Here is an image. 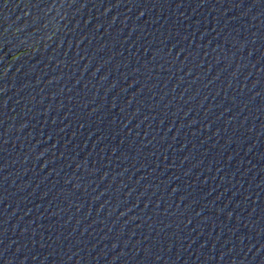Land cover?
<instances>
[{
	"label": "water",
	"instance_id": "water-1",
	"mask_svg": "<svg viewBox=\"0 0 264 264\" xmlns=\"http://www.w3.org/2000/svg\"><path fill=\"white\" fill-rule=\"evenodd\" d=\"M0 264H264V0H0Z\"/></svg>",
	"mask_w": 264,
	"mask_h": 264
}]
</instances>
